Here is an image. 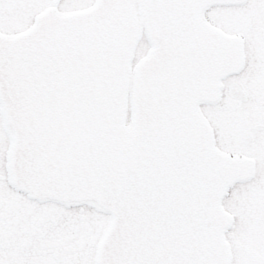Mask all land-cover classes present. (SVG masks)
Wrapping results in <instances>:
<instances>
[{
  "label": "water",
  "instance_id": "obj_1",
  "mask_svg": "<svg viewBox=\"0 0 264 264\" xmlns=\"http://www.w3.org/2000/svg\"><path fill=\"white\" fill-rule=\"evenodd\" d=\"M213 1L225 0H98L0 45L13 181L109 211L97 264H229L220 200L238 166L215 148L195 104L241 49L201 21ZM137 22L153 48L135 69L132 126L116 150ZM229 94L245 99L236 83Z\"/></svg>",
  "mask_w": 264,
  "mask_h": 264
},
{
  "label": "flooded vegetation",
  "instance_id": "obj_2",
  "mask_svg": "<svg viewBox=\"0 0 264 264\" xmlns=\"http://www.w3.org/2000/svg\"><path fill=\"white\" fill-rule=\"evenodd\" d=\"M76 2L79 6L64 9H56L53 0H39L42 6L25 9L10 5L0 7V45L28 33L44 18L88 11L97 0ZM200 18L212 29L231 36L242 50L237 68L216 82L213 98L206 101H217L222 95L218 102L220 107H224L225 102L222 100L225 96L238 103L247 101L250 96L262 102L264 0L211 2L201 7ZM239 74L242 75L240 83L236 80L229 83L235 81L241 87L246 96L242 101L229 96V83L224 87V81ZM5 127L10 130V137L7 135L9 140H2ZM252 128L246 126L243 130V147L246 140L249 142L248 147L252 145ZM254 128L264 129V125L255 124ZM11 145L12 130L5 122L0 99V264H96L99 243L110 223L109 213L93 199L37 196L16 186L11 179ZM237 159H242L246 166H250L245 157L238 154ZM251 171L250 167H246L241 175V178L254 176L255 179L253 187L256 192L248 204V213L264 224V171L256 174ZM225 195L226 190L221 203Z\"/></svg>",
  "mask_w": 264,
  "mask_h": 264
},
{
  "label": "rangeland",
  "instance_id": "obj_3",
  "mask_svg": "<svg viewBox=\"0 0 264 264\" xmlns=\"http://www.w3.org/2000/svg\"><path fill=\"white\" fill-rule=\"evenodd\" d=\"M242 36L244 38L246 33ZM151 49L152 44L145 30L140 27L131 46L127 71L128 81L123 93L121 113L126 129L131 127L134 114L132 92L135 69L147 58ZM241 76V74L231 76L224 81V87L232 80L240 83ZM221 96L217 101L205 100L197 104L199 113L213 133L215 146L220 152L232 158H237L238 154L240 157H245L250 162V166L246 167L252 169V174L264 171V129L254 128L255 124L264 125V100L260 102L250 96L247 101L238 103L225 96L222 100L225 102L224 107H220L218 102ZM246 126H253L251 129L253 142L250 148L242 146L243 130ZM9 133L10 130L5 127L2 140H9ZM5 142L7 144V141ZM254 180V176L240 177L226 189L223 207L232 217L224 233L231 252L229 264L233 261L237 264H264V224L248 213V204L254 199L253 193L256 192L253 187L255 186Z\"/></svg>",
  "mask_w": 264,
  "mask_h": 264
},
{
  "label": "snow or ice",
  "instance_id": "obj_4",
  "mask_svg": "<svg viewBox=\"0 0 264 264\" xmlns=\"http://www.w3.org/2000/svg\"><path fill=\"white\" fill-rule=\"evenodd\" d=\"M9 5L19 9L42 6L39 3V0H0V7ZM53 6L56 9H64L79 5L77 4L76 0H53ZM232 264H237V262L233 261Z\"/></svg>",
  "mask_w": 264,
  "mask_h": 264
},
{
  "label": "bare ground",
  "instance_id": "obj_5",
  "mask_svg": "<svg viewBox=\"0 0 264 264\" xmlns=\"http://www.w3.org/2000/svg\"><path fill=\"white\" fill-rule=\"evenodd\" d=\"M127 134L128 130L125 129L124 125L122 124V121L120 120L117 124L115 131L112 133L113 138L111 139V144L113 145V148L117 150L120 144L124 142V140L119 139L126 137Z\"/></svg>",
  "mask_w": 264,
  "mask_h": 264
}]
</instances>
